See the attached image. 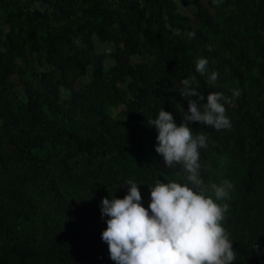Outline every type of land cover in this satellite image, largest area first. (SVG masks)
<instances>
[{"label":"trees","instance_id":"16d2710c","mask_svg":"<svg viewBox=\"0 0 264 264\" xmlns=\"http://www.w3.org/2000/svg\"><path fill=\"white\" fill-rule=\"evenodd\" d=\"M157 1V12L161 15L164 7L170 14L171 2ZM191 1L201 16L204 10L202 0ZM82 2L87 5L92 18L122 22L121 14L112 9L109 0ZM262 15L264 17V13ZM171 17L172 20L168 22L157 20L164 33L157 47L148 39L151 43L149 50L155 53L154 70L130 68L126 58L123 57L122 61L121 54L115 52L117 63L108 72L101 64L100 55L91 56L96 82L102 83L105 89L117 82L123 84L130 80L124 93H130V98L122 116L112 118L105 115L95 121L91 116L102 114L95 98V102L91 100L89 105L84 106L85 112L91 116L81 119L80 115H84L82 107L83 112L78 107L71 110L57 104L54 98H57L58 91L49 80L47 86L27 92L23 109L25 130L23 134L10 137V144L15 145V149L9 163L16 165L29 159L33 178L42 180L48 187L45 189V200L41 202L26 187L10 189L0 184V264H115L110 259L108 245L101 239L108 219L101 217V203L94 207L71 204L61 191L56 175L81 176L87 182L106 186L115 184V196L122 199L128 192L126 182L134 181L137 171L133 163H129L128 156L121 161L118 155L113 159V154L130 151L131 143L135 140V145L149 161L163 158L155 151L158 131L148 125V120L154 119L163 108L173 114L177 124L181 123V113L188 108L187 98L180 97L183 88L181 80L190 77L196 78L197 90L204 98L209 93L220 92L232 100L233 91H239L233 106L224 104L228 109L226 116L230 119V129L216 130L204 125L208 143L206 148L199 149L200 177L205 185L212 184L218 157L225 151L226 143L232 142L236 150L233 168L235 183L230 197L218 202L229 205L222 224L237 252L234 264H264V103L259 102L258 93H255V89L264 82V62L256 65L254 78H243V71L231 66L229 76L234 88H216L205 76L196 72V65L191 61L194 54L192 47H195L197 57H201L199 46L205 49L210 47L208 50L212 54L215 51L211 39L206 35L207 30L204 31L199 19L188 22ZM69 31L74 33L69 28H63L58 32L60 43L54 44L53 39L49 38L46 46L45 65L51 64L63 74L70 73L76 63V57L72 54L76 45ZM113 33L117 44L123 41L122 37L129 33V29L122 25ZM190 33L194 35L190 36ZM27 38L31 43L35 41V30L31 29ZM189 41H193L192 45H198L190 46ZM31 43L30 47L34 49ZM214 54L217 55L216 52ZM260 55L264 58V49ZM208 65L212 66L210 63ZM96 91L101 93L103 89L97 87ZM203 103H206V99ZM45 110L54 115L53 118ZM196 124H190L193 131H197ZM44 145L57 150L59 158L50 155L44 159L39 151ZM3 150L0 147V167L3 166ZM158 179L165 183L168 180L186 181L181 165L160 170ZM153 186H147L149 197L150 187ZM207 194L212 195L211 190ZM149 203L150 200L146 209ZM41 209H46L48 215L42 230L27 234L18 229L21 226L17 224L19 219L34 217ZM253 243L259 245V252L252 249Z\"/></svg>","mask_w":264,"mask_h":264},{"label":"rangeland","instance_id":"374dc122","mask_svg":"<svg viewBox=\"0 0 264 264\" xmlns=\"http://www.w3.org/2000/svg\"><path fill=\"white\" fill-rule=\"evenodd\" d=\"M168 1L171 2L170 14L162 7L163 13L160 15L157 12V0H109L112 9L121 14L120 22L117 19L104 21L102 18H92L82 0H0V147L4 149L0 184L10 189L26 187L41 202L46 197L45 189L48 185L33 178L29 159L22 162L18 160L16 165L9 163L15 149V145L10 144V137L23 134L25 130L23 109L27 92L47 86L49 80L57 88V98H54L57 104L71 110L78 107L82 112L83 108L84 115H80L81 119L91 116L85 112L84 106L89 105L91 100L95 102V98L102 114L92 115V119L98 121L105 115L112 118L122 116L127 110L130 98V93L124 94L130 80L123 84L117 82L105 89L102 83L96 82L91 56L100 55L101 64L108 72L117 63L115 52L121 54L122 61L126 58L130 68L139 71L154 70L155 53L150 52L151 43L148 39L157 47L164 36L157 20L168 22L173 16L177 21H201V26L204 31L207 30L206 35L211 39L215 51L212 54V51L208 50L210 47L205 49L199 46L201 57H197L195 47H192L194 54L191 61L196 65L199 58H206L208 63L212 64L207 65L208 74L215 72L218 79L210 82L207 75L205 78L216 88H234L229 76L231 66L241 69L243 78L255 77L256 65L264 62L260 55L264 49V0H221L218 5L213 3V0H202L204 10L201 16L191 0ZM122 25L129 29V33L122 37L123 41L116 44L113 32L119 30ZM63 28L73 30L74 33L69 31V36L76 45L72 52L76 57L75 66L66 74L51 64L45 65L48 39L52 38L54 44H59L58 32ZM31 29L36 33V39L32 43L27 38ZM30 43L34 45V49H31ZM189 44L198 45H192L193 41H189ZM95 85L103 91L97 92ZM255 93H258L259 102L264 103V82L261 87L255 89ZM236 97H233L230 106L235 104ZM254 108L256 110V107ZM227 110L226 108V112ZM45 112L53 118L54 115L47 110ZM195 129L206 134L204 125L198 123ZM37 139L40 141L38 136ZM131 145L130 151L117 152L112 157L114 159L118 155L121 161H125L123 157L128 156L129 163H133L137 171L134 182L138 184L145 207L150 200L147 186L155 185L158 172L168 167L163 158L149 161L135 145V140ZM44 146L39 150L44 159L50 155L52 158H59L57 150L51 149L49 145ZM234 146L232 142L226 143L225 151L218 157L212 183L219 185L227 180L234 186ZM56 177L64 196L75 206L94 207L105 197L112 199L117 191L115 184H93L84 178L81 179V176L58 174ZM231 191L232 189L229 197ZM39 211L34 217L19 219L17 224L21 226L18 229L27 234L42 230L48 215L46 209Z\"/></svg>","mask_w":264,"mask_h":264},{"label":"clouds","instance_id":"9594fccd","mask_svg":"<svg viewBox=\"0 0 264 264\" xmlns=\"http://www.w3.org/2000/svg\"><path fill=\"white\" fill-rule=\"evenodd\" d=\"M220 2L213 0L217 5ZM207 65L206 58H199L195 70L215 82L218 74L209 75ZM181 84L180 97L188 100L181 123L177 124L173 114L162 108L148 125L158 131L155 151L168 168L181 165L186 181L165 183L158 179L150 187L147 209L138 184L132 180L126 182L128 192L122 199H102L101 217L108 219L101 239L115 264H234L236 260L233 241L222 224L229 205L218 203L229 197L233 185L227 180L219 185L204 184L199 149L207 147L208 137L190 126L199 123L216 130L230 129L224 104L231 100L212 92L202 104L205 98L197 90L195 77L182 79ZM233 95L238 96L239 91L234 90ZM209 190L212 195L207 194ZM251 247L259 252L258 244Z\"/></svg>","mask_w":264,"mask_h":264}]
</instances>
